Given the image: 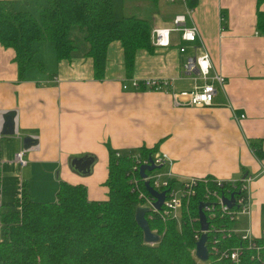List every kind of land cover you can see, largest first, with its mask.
Instances as JSON below:
<instances>
[{
	"label": "crops",
	"instance_id": "obj_1",
	"mask_svg": "<svg viewBox=\"0 0 264 264\" xmlns=\"http://www.w3.org/2000/svg\"><path fill=\"white\" fill-rule=\"evenodd\" d=\"M9 1L15 10L30 12V0ZM109 1L115 19L149 17L151 28L169 25L174 14L188 9L185 24L196 26V39L189 45L172 32L170 46L136 51L130 76L119 43L111 42L100 78L93 77L82 42L69 60L56 59L51 41L36 42L34 58L40 65L28 67L21 77L13 50L0 45V126L1 114L12 110L16 131L0 135V175L7 168L15 170L14 178L25 171L22 190L36 200L53 201L58 181H65L84 185L86 198L100 201L106 199L108 152L128 155L153 148L171 159L169 170L177 181L249 176V211L238 215L233 229L262 236L264 157L257 158L248 143L259 141L264 152V35L255 25L256 12L264 14V0H196L193 6L190 0H156L155 7ZM183 44L188 53L190 46L201 45L212 69L225 77L211 105L173 106L167 93L121 88L124 78L161 77L172 79L175 90L189 89L191 80L178 77L183 55L177 46ZM28 135L36 144L25 150L26 164L18 168L12 157ZM83 155L95 162L90 174L78 176L68 159Z\"/></svg>",
	"mask_w": 264,
	"mask_h": 264
},
{
	"label": "trees",
	"instance_id": "obj_2",
	"mask_svg": "<svg viewBox=\"0 0 264 264\" xmlns=\"http://www.w3.org/2000/svg\"><path fill=\"white\" fill-rule=\"evenodd\" d=\"M155 7L156 0H134ZM196 0H190L193 6ZM256 30L264 35V14L256 12ZM149 17L127 14L115 19L109 0H45L36 20L30 12L13 8L12 1L0 0V45L11 48L19 77L35 60V43H53L57 60H69L86 45L84 57L92 64V74L100 78L104 70L106 51L111 42H118L125 74L130 76L135 52H151ZM257 158H263L259 141H249ZM153 148L140 147L137 152L146 157ZM107 173L103 184L106 199L86 198L84 185L58 181L55 199L40 201L24 193L15 199V209L0 210V264H199L193 256V230L196 220L182 215L179 227L173 220L161 221L148 217L150 230L158 240L147 244L137 226L134 214L140 199L130 189L127 172L133 161L128 155L108 152ZM1 176V175H0ZM1 178V177H0ZM173 181L169 182L172 185ZM23 186V183H22ZM142 187V186H141ZM225 193H236L220 189ZM202 187L199 188V194ZM199 196L190 199L189 215L196 216ZM210 223L231 228L233 221L217 213ZM219 238L220 235H217ZM258 248L246 246V241L230 232L221 236L219 246H239L238 262L229 259H209L200 264H264V235L252 238Z\"/></svg>",
	"mask_w": 264,
	"mask_h": 264
},
{
	"label": "built area",
	"instance_id": "obj_3",
	"mask_svg": "<svg viewBox=\"0 0 264 264\" xmlns=\"http://www.w3.org/2000/svg\"><path fill=\"white\" fill-rule=\"evenodd\" d=\"M168 2L179 1L184 3L185 0H167ZM190 10L186 9L184 13H176L172 16L170 24L167 26H157L150 29L149 40L153 48H165L171 45L170 35L172 32H177L181 42L193 44L196 39L197 28L195 25L185 24V14ZM221 19V18H220ZM193 51L188 53L186 45H178L177 51L183 55L181 70L179 78H186L191 80V87L189 89L175 90L173 88V80L169 78L147 77V78H124L121 81V88L161 91L167 93L170 97L173 106H190V107H205L211 105L212 99L218 89H222L225 83V77L220 73L214 71L211 67L210 57L206 50L201 45L190 46ZM16 133V131H15ZM26 149L20 148L13 154V161L16 167L21 168L25 166L26 160L24 152ZM119 156V153H114ZM133 163L127 172L128 181L130 183L131 191L137 194L140 199V207L147 208L149 212L148 217L156 216L161 221L173 220L177 227L180 226L182 215L188 220H196L195 217L189 215L188 204L190 199L199 196L201 202H207V205L202 208L205 219L208 223V228L205 231L206 240L205 247L207 249L208 258L215 259H229L233 263H237L241 254L239 246H232L230 248H221L219 242L221 236L228 235L234 232L233 225L231 228L224 229V227L215 226L210 223L211 219L217 213L220 217H224L229 221L235 222L239 214L248 213L249 211V182L251 178L247 175L233 179H215L211 177H186L183 180L177 181L173 178L170 167L171 159L166 153L152 152L146 157L141 156L138 152L128 154ZM148 158L154 165V169L145 171V177L140 178L138 175V168L141 164H147ZM166 168V169H165ZM143 181H146L150 187L157 192L164 191V197L158 209L152 206L154 198L146 192L143 187ZM173 181L172 185L169 182ZM17 186L19 190L18 198L22 192V179L17 175ZM142 186V187H141ZM202 187V192L199 194V188ZM220 189L228 191H236V193L221 192ZM233 197L231 207L225 205L221 198ZM2 224L0 223V232ZM155 233V231L151 230ZM201 232L199 229L193 230V240H197ZM248 230L246 233L237 235L240 239L246 241V246L255 250L258 248L254 245L253 240ZM217 235H220L218 238ZM264 235V230H263ZM195 258V257H194ZM198 263H203L195 259ZM206 260V261H207Z\"/></svg>",
	"mask_w": 264,
	"mask_h": 264
},
{
	"label": "water",
	"instance_id": "obj_4",
	"mask_svg": "<svg viewBox=\"0 0 264 264\" xmlns=\"http://www.w3.org/2000/svg\"><path fill=\"white\" fill-rule=\"evenodd\" d=\"M14 111H6L1 114L2 124L0 126V135L11 136L15 134V124H14ZM22 148L28 149L36 144V139L32 135L24 136L21 138ZM95 162V158L92 155H83L81 157H72L68 159L69 169L77 174L78 176H86L90 174L91 167ZM154 165L151 163V159L148 158L147 164H141L138 168V175L140 178L145 177V171H150L154 169ZM57 176V172L55 173ZM143 187L148 194H150L154 201L152 206L158 209L161 205V202L164 197V191L157 192L146 181H143ZM221 201L231 207L233 203V197L230 195L228 198L222 197ZM207 205V202H198L197 204V223L198 229L201 232L197 240L193 244V256L200 262H205L208 258L207 249L205 247L206 233L205 231L208 228V223L203 214L202 208ZM147 210L145 207L138 206L134 214V219L141 230L142 239L147 244H153L158 240V235L152 232L147 224V221L144 217V212Z\"/></svg>",
	"mask_w": 264,
	"mask_h": 264
},
{
	"label": "rangeland",
	"instance_id": "obj_5",
	"mask_svg": "<svg viewBox=\"0 0 264 264\" xmlns=\"http://www.w3.org/2000/svg\"><path fill=\"white\" fill-rule=\"evenodd\" d=\"M44 0H30L28 3V6L30 8V13L34 16L36 20L39 19V11L42 7V4H44ZM15 170H11L9 168L5 169L4 171H1V178H0V210L5 209H15L16 203L15 199L19 195V190L17 186V178H14L13 173ZM24 174V175H23ZM23 174L20 173L21 179L24 180V176L26 175V172L23 171ZM26 179V178H25ZM21 192L20 194H22ZM240 233H244L242 230H239ZM3 236L0 233V239H2Z\"/></svg>",
	"mask_w": 264,
	"mask_h": 264
}]
</instances>
